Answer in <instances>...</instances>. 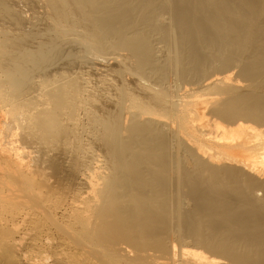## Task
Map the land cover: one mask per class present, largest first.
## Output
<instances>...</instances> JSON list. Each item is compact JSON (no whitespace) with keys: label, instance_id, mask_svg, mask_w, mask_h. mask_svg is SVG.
<instances>
[{"label":"bare ground","instance_id":"1","mask_svg":"<svg viewBox=\"0 0 264 264\" xmlns=\"http://www.w3.org/2000/svg\"><path fill=\"white\" fill-rule=\"evenodd\" d=\"M0 264H264V0H0Z\"/></svg>","mask_w":264,"mask_h":264},{"label":"rangeland","instance_id":"2","mask_svg":"<svg viewBox=\"0 0 264 264\" xmlns=\"http://www.w3.org/2000/svg\"><path fill=\"white\" fill-rule=\"evenodd\" d=\"M203 143V142H202ZM205 144V143H204Z\"/></svg>","mask_w":264,"mask_h":264}]
</instances>
